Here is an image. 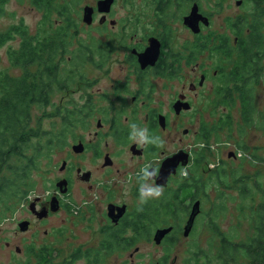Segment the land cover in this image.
Returning <instances> with one entry per match:
<instances>
[{"label":"flooded vegetation","instance_id":"1","mask_svg":"<svg viewBox=\"0 0 264 264\" xmlns=\"http://www.w3.org/2000/svg\"><path fill=\"white\" fill-rule=\"evenodd\" d=\"M77 1L80 32L86 33L81 38L108 49L103 58L95 56L94 62L85 65L90 80L84 73L79 82L91 87L80 96L87 136L76 137L54 152L57 159L51 163L46 189L29 202L26 217L4 240L8 254L0 264H182L183 260L173 257L175 245L191 236L201 201L189 197L178 228L179 181L199 170L209 176L217 165L196 158V151L179 148L166 152L161 137L173 145L169 128L188 114L200 121L206 110L205 121H215L222 82L219 70L226 61L221 49H240V36L231 23L241 16H234L231 22L226 19L230 23L227 35L225 20L217 15L221 24L215 23L213 13L204 9L208 0H107L111 2L107 8L99 6L103 0ZM222 1L215 0L214 8L220 10ZM245 3L253 8L252 27L264 37V10L258 11L261 1L236 0L235 6ZM84 8H89L88 24L83 22ZM61 23L55 22L54 27ZM85 28L95 30V37ZM146 49L159 51L145 65L139 54ZM92 71L105 77V88L92 91L99 82ZM157 79L162 81L161 90H169L165 105L157 98L161 94ZM173 80L181 85L174 95ZM200 129L199 125L193 132V145L198 149L202 147ZM181 152L188 154L185 166L179 163L175 172L173 167L162 170L164 161ZM195 202L200 212L184 237L183 228ZM21 222L26 223L24 229L19 227ZM159 230L168 232L157 242L154 238ZM10 240L18 242L13 250ZM141 241L152 244L159 253L148 263L138 246Z\"/></svg>","mask_w":264,"mask_h":264},{"label":"trees","instance_id":"2","mask_svg":"<svg viewBox=\"0 0 264 264\" xmlns=\"http://www.w3.org/2000/svg\"><path fill=\"white\" fill-rule=\"evenodd\" d=\"M10 1L0 0V16L5 14V7ZM14 1L19 4L28 3L42 17L34 35L30 34L22 21L0 31V48L7 46L9 64L7 70L0 71V221L2 215L10 210L7 202L19 204L26 197L31 188L32 173L40 170L41 160L67 146V139H75V128L85 127L87 116L83 107L73 105L72 102L70 108L52 105V99L83 81L85 65L94 62L95 56L103 58L108 51L104 45H95L92 39L85 40L78 36V24L72 16L78 15L79 1ZM248 19L250 14L232 23L240 35V49H221L226 61L225 66L219 70L222 82L216 100V108L223 105L229 109L239 103L240 118L236 127L240 139L252 128L264 132V112L259 115L256 108V87L264 83V37L256 27H252ZM59 20L62 23L54 27ZM15 39L18 45L11 47L9 44ZM13 71L17 72L13 74ZM51 105L52 112L49 114L58 118L59 129L55 130L54 126L49 130L42 129L39 122L33 126V110H45ZM226 118L230 120L226 113L220 115L218 125L212 126L201 121L198 141L202 144V151H196V158L203 159L205 150L211 149L212 142H218L219 134L225 127H229ZM235 144L237 151L245 155L238 156L239 159L249 158L253 165L264 166V152L263 155L249 153L248 147L242 145L241 141H235ZM216 165L209 179L215 178L216 183L227 190L235 186L237 197L232 195L228 200L235 203V219L238 222L236 226L231 225L221 231L215 218L226 210V206L223 202L215 204L206 221L207 227L218 239L214 256L208 258L201 250L198 251L194 240L188 242L194 236V227L187 240V253L190 256L184 258L182 264H189V258L193 264H198L200 260L202 264H264V171L235 177V170L229 171L223 161L220 160ZM200 183L194 176L179 181L175 204L179 221V214H182L186 206L184 200L189 197L194 199L204 192ZM241 219L247 222L249 234L245 239H239L238 235L242 226ZM179 221L178 228L181 224ZM135 228L139 227L135 225Z\"/></svg>","mask_w":264,"mask_h":264},{"label":"rangeland","instance_id":"3","mask_svg":"<svg viewBox=\"0 0 264 264\" xmlns=\"http://www.w3.org/2000/svg\"><path fill=\"white\" fill-rule=\"evenodd\" d=\"M90 0H86V2H89ZM236 0H223L222 4L220 6V10L214 8V4L216 3L215 0H208L207 3L204 2V9L211 11L214 15L215 23L218 22L221 24L220 17L217 15H220L221 18H223L226 22V19H228L230 22L231 20L234 21L236 19L234 16H241V17H249V14L251 10L253 9L251 6V3H245L241 4L239 7L235 6ZM261 4L258 8V11L264 10V0H260ZM80 5H83V2L80 3ZM5 14L3 16H0V31H3L7 29L10 25L16 24L19 21H22V23L28 28L30 34L34 35L37 31V23L40 21L41 14L40 12H37L36 9L32 8L28 3L19 4L14 0H11L8 5L5 7ZM119 15L123 14V12H119ZM72 19L75 20L78 23L79 31L77 32L78 36H81L82 38H86L85 32H80L81 27V19L77 15H73ZM250 20V19H248ZM263 24H264V18H262ZM232 24V23H231ZM229 22H226V34L228 35V29H229ZM86 29V28H85ZM80 32V33H79ZM86 32L89 33L92 37H95L96 31L92 30L89 31L86 29ZM264 33V28H263ZM240 36V35H239ZM232 36H230V40H232ZM11 47H17L18 40L15 39V41L10 42L9 44ZM7 46H3L0 48V71L7 70L9 67L7 54H6ZM234 55V54H233ZM122 57V53L118 56ZM197 57H201V55H198ZM114 60H116V56L114 57ZM200 61V59H199ZM263 64H264V58H263ZM88 67H84V73L86 75V72L88 71ZM114 74L117 76L119 74L118 70L115 68V65L113 66ZM17 71H13V74ZM185 72H188L185 71ZM189 80H191L192 75L189 74ZM86 77L90 80V75H86ZM92 77H98L99 82L97 85L92 87V91H97L98 89H103L107 86V82L104 76L99 75V73L92 71ZM111 77L108 76V80ZM155 81V79L153 80ZM157 89L161 90L162 81L161 79H157ZM181 87L180 83L178 81L175 82L173 80V95L174 92L179 90ZM91 87H87L85 84L80 85V83H77L76 86L72 87L71 90L60 93L54 96L52 99V105H58V106H68L71 107V102L73 105L81 106L82 100L80 99V96L85 92V90L89 91ZM169 90H161V94L157 95V98H159L163 105L166 104L167 96H168ZM47 106L45 110H33V116L34 120L32 122V125L35 126V123H38L41 125L42 129L49 130L54 126L56 128L55 130L59 129V120L57 117L51 116L49 113L52 112L53 106ZM72 105V106H73ZM225 108V110H224ZM256 108L257 113L261 115L264 112V83H260L256 88ZM217 113L215 116V121L213 124H211L208 121V125L212 126L214 124L218 125L217 122L220 119V115L226 113V116L230 117V120H227L226 123L231 127H225L222 132L219 134L218 142L214 141L212 142V147L209 151L205 150V157L201 160L203 162H206L209 164V166L215 165L220 160L223 161L228 167V170H235V177H240L241 175H253L255 172L264 171V166L260 165H253L249 158L246 160L239 159L238 156L242 157L245 156L243 152L237 151L235 141H241L242 145H245V147H248L249 153H257L259 155H263L264 152V132L262 130L252 128L248 130L246 133L247 135L244 138L239 137L236 122L240 118V105L239 103H236L234 106L225 107L223 105H219L217 108ZM206 110L202 111L201 114V120L198 121V119L193 118L191 114H188L182 118H180L177 123V121L173 117V122L176 121V125H173V128H169V131L173 132V145L171 143L170 139L162 138L161 140L163 142V149L165 148L166 152L176 151L179 148H184L187 151H198V146L193 145V132L197 131L199 128V125L201 121H205L206 118H208L207 114H204ZM206 122V121H205ZM207 123V122H206ZM225 123V124H226ZM185 129H188V134L184 135L183 132ZM74 133L76 137L79 136H87V133L85 130L78 128L74 129ZM70 139H67V143H69ZM66 147V146H65ZM59 150H55V152H58ZM202 151L201 147L198 152ZM197 152V153H198ZM233 153L234 157L236 159L228 158V154ZM52 158H44L41 160L40 164V170L37 172L32 173V178H30V184L31 188L29 189V192L27 193L26 197L19 202H12L9 201L6 203V205H10V210L6 211L2 215L1 223H4L2 227H0V262H5V259L7 258L8 252L3 248L4 240L10 238V232H12V228L15 227L17 223L20 222L21 219L26 217L27 213V207L29 206V202L36 198L37 196H40L43 194V192L46 189V180L51 177L50 174V166L52 161L57 159V153L52 154ZM248 155V154H247ZM195 156V154H194ZM193 176L196 178V180L201 182L200 184L203 186V193H200L198 195L200 201H201V213L200 216L197 218L195 223V233L193 234V238L191 240H188L192 242L194 240L197 245V249L201 250L204 254L208 255L209 257H213L215 254V250L217 249L218 245V239L215 238V235L208 229L206 225V221L208 219V214L215 204L218 205L220 202H224L223 204L226 205V210H224L221 214H219L215 219V222L220 227L221 231H225L228 227L231 225L236 226L238 220L236 221V211L234 210V203L230 202L227 198L229 196L237 197V192L235 191V186L232 189H224L219 183H216L215 178L212 177V179H209V176H204L202 172L199 170L198 174H193ZM208 179L210 182H208ZM226 199V200H225ZM204 200V201H203ZM188 200H184V205H186ZM238 201V200H237ZM207 202V203H206ZM238 203V202H237ZM3 207V206H1ZM210 207V208H209ZM228 208V209H227ZM182 215L179 214V218ZM227 217V218H226ZM180 222V221H179ZM242 223V226H240L239 229V239H245L248 236V229H247V222L245 219H241L240 221ZM205 231V232H204ZM209 232V233H208ZM7 237V238H6ZM239 239L237 241H239ZM12 249L15 245L18 244L17 241H11ZM203 242V243H202ZM208 243V244H207ZM216 244V246H215ZM138 246H140L141 253L145 256V260L148 263L151 259H155L159 253L158 250L150 243L148 242H140L138 243ZM214 246V247H213ZM213 247V248H212ZM187 241L180 240L176 242L175 250L173 253V257L177 256L178 261H182L184 258L190 256L187 252ZM194 251V250H193ZM189 264H193L191 261V258L188 260ZM202 260L198 262V264H202ZM7 264V263H6Z\"/></svg>","mask_w":264,"mask_h":264},{"label":"water","instance_id":"4","mask_svg":"<svg viewBox=\"0 0 264 264\" xmlns=\"http://www.w3.org/2000/svg\"><path fill=\"white\" fill-rule=\"evenodd\" d=\"M111 2L110 1H107V0H103L99 3V6L101 8H107L109 6ZM83 22H86L87 24L91 22L90 20V17H89V8H84V13H83ZM158 51L159 49H146V51L142 54H139V61L142 63V64H145L147 62H152L156 59L157 57V54H158ZM143 65V66H145ZM228 156H233L234 157V154L233 153H229ZM187 157H188V154L187 153H179V154H175L173 155V158L171 159H168L166 161L163 162L162 164V170H165V169H169V168H172L173 167V172H175V169L177 167V165L179 163H181V165L185 166L187 164ZM166 174H168V172H166ZM200 212L199 210V203L198 202H195L191 208V211H190V215L188 217V220L183 228V236L184 237H187L189 232L191 231L192 229V225H193V222H194V219L195 217L197 216V214ZM39 216L41 217L42 216V213L39 214ZM26 223L25 222H21L19 224V227L21 229H24ZM168 230H159L155 233V238L154 240L155 241H159L162 236L167 233Z\"/></svg>","mask_w":264,"mask_h":264},{"label":"bare ground","instance_id":"5","mask_svg":"<svg viewBox=\"0 0 264 264\" xmlns=\"http://www.w3.org/2000/svg\"><path fill=\"white\" fill-rule=\"evenodd\" d=\"M257 88V87H256ZM42 128V127H41ZM44 134V133H43ZM242 176V175H241ZM244 176V175H243ZM245 177V176H244ZM227 178V177H226ZM238 180V179H237ZM241 180V179H240ZM246 182V181H245ZM246 184V183H245ZM234 185V184H233ZM236 185V184H235ZM237 187V186H236ZM239 188V187H238ZM242 189V188H241ZM240 195V194H239ZM239 198V197H238ZM228 199V198H227ZM226 200V199H225ZM204 201V200H203ZM207 203V202H206ZM224 203V202H223ZM235 204V203H234ZM238 205V204H237ZM245 205H247V204H245ZM226 206V205H225ZM222 207V206H221ZM210 208V207H209ZM224 209V208H223ZM228 209V208H227ZM242 210V209H241ZM217 211H219V210H217ZM247 211V210H246ZM245 211V212H246ZM238 213V212H237ZM215 214V213H214ZM240 214V213H239ZM245 216V215H244ZM227 218V217H226ZM249 218V217H248ZM251 219V218H250ZM248 220V219H247ZM250 224V223H249ZM214 228V227H213ZM220 228V227H219ZM209 229V228H208ZM205 232V231H204ZM209 233V232H208ZM203 243V242H202ZM208 244V243H207ZM215 246H216V244H215ZM214 247V246H213ZM199 251V250H198ZM203 253V252H202ZM196 260V259H195ZM196 264V263H195Z\"/></svg>","mask_w":264,"mask_h":264}]
</instances>
